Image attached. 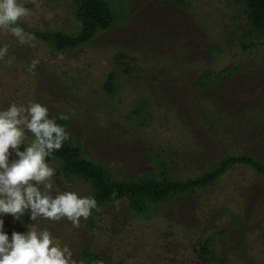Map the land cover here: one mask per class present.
Segmentation results:
<instances>
[{
  "label": "rangeland",
  "instance_id": "obj_1",
  "mask_svg": "<svg viewBox=\"0 0 264 264\" xmlns=\"http://www.w3.org/2000/svg\"><path fill=\"white\" fill-rule=\"evenodd\" d=\"M140 1L142 15L133 9L126 26L76 50L59 51L54 42L35 36H25L21 44L0 30V49L7 47L0 57V110L36 101L49 108L51 118L67 115L69 140L115 180L155 172L157 159L167 163L173 179L187 181L227 156L264 158V46L253 36L256 45L244 48L252 39L239 32L247 25L242 5L189 0L187 11L168 0ZM19 2L32 13L19 22L27 33L80 32L76 0ZM124 3L113 6L116 17L131 8ZM211 45L222 49L219 58H212ZM122 52L128 57L120 59ZM33 60L38 63L30 72ZM230 66L239 67L233 77L204 88L196 84L199 72L210 70L214 81ZM112 73L119 88L113 97L103 89ZM32 139L27 133L26 144ZM11 159H17L14 153ZM49 164L56 169L52 195L90 196L85 182H71ZM90 216L92 221L81 218L79 227L39 217L30 227L47 229L67 244L75 264H85L81 254L87 248L109 264H264V175L246 164L232 165L207 188L154 206L149 216L132 211L128 201ZM3 219L7 234L20 221L11 214ZM218 231H226L216 237L219 258L206 261L196 244Z\"/></svg>",
  "mask_w": 264,
  "mask_h": 264
},
{
  "label": "clouds",
  "instance_id": "obj_2",
  "mask_svg": "<svg viewBox=\"0 0 264 264\" xmlns=\"http://www.w3.org/2000/svg\"><path fill=\"white\" fill-rule=\"evenodd\" d=\"M31 14L19 0H0V30L11 32L21 44L25 36L33 40V35L19 24ZM6 51V46L0 49V57ZM37 63L32 61L30 72ZM59 119L69 117L62 114ZM27 133L33 137L28 144ZM68 139L65 127L49 116L45 104L11 103L7 109L0 110V264H75L71 248L62 245L49 230L29 227L23 233L12 231L10 238L4 231L3 219L5 214H11L16 221L26 215L31 221L38 217L53 222L67 219L79 227L81 218L87 220L92 210L98 208L92 196H81L74 191L52 195L56 169L47 161ZM13 153L17 159H11ZM115 202L119 205V201Z\"/></svg>",
  "mask_w": 264,
  "mask_h": 264
},
{
  "label": "trees",
  "instance_id": "obj_3",
  "mask_svg": "<svg viewBox=\"0 0 264 264\" xmlns=\"http://www.w3.org/2000/svg\"><path fill=\"white\" fill-rule=\"evenodd\" d=\"M127 1L131 5V8L126 10V16L123 18L116 17L113 11V6L118 2ZM155 2L159 5L162 0H148ZM174 7L187 10L190 8L189 0H168ZM237 5H242L247 15L246 27L241 26L239 32L245 36V39H252L250 45L244 44V48L249 50L256 42V36L258 40L261 39L262 46H264V0H235ZM75 16L81 23L80 32L76 35H66L62 32L56 33H39L33 31L30 33L38 38H43L54 42L56 48L59 51L63 50H76L80 47L91 43L101 33L110 31L118 27V25H125L128 19L132 15L133 9H136L135 14L142 15L144 6L140 0L134 1V6L131 0H76ZM123 7V5H122ZM134 7V8H133ZM124 10V9H123ZM142 10V11H141ZM137 15V16H138ZM120 20H123L120 22ZM130 21V20H129ZM129 23V22H128ZM20 24V23H19ZM21 25V24H20ZM124 30H128L124 29ZM28 31V30H27ZM238 32V33H239ZM209 51L213 59H217L223 53L222 49L218 46H209ZM154 55V54H152ZM145 56L149 57L145 51ZM118 57L126 58L128 55L125 52L118 54ZM152 58V57H151ZM137 61V58H131ZM238 66H230L224 70L225 75H216L217 78L212 79L213 73L210 70L199 72L197 78L198 87H207L210 84L216 85L218 82L229 76L233 77V73L238 71ZM136 69L131 72L136 75ZM241 72V71H240ZM129 73V72H128ZM138 76V75H137ZM155 76V80L158 81V76ZM157 76V77H156ZM153 79V78H152ZM116 75L114 73L108 78L103 86V89L112 97L119 93V88L116 84ZM262 106V105H261ZM260 106V107H261ZM264 109V104H263ZM141 109L137 111L140 113ZM60 116L55 117L57 123L61 126L67 127L69 120H61ZM67 131V130H66ZM64 142V145L59 151L53 153V156L48 158V163L54 162L57 167H60L58 174H65L71 182L83 181L89 186L90 196L97 200L98 208L93 209L92 213L97 212L100 208H104L109 204L116 203L115 201H128L129 207L135 213L140 215L149 216L154 206H160L164 203L175 199L180 194L196 193L198 189H204L213 185L220 177L230 168L236 164H246L255 170L259 175H264V158L257 159L250 155L242 156H227L220 162L214 164L212 168L206 170L202 176L196 179H189L187 181H179L172 178L171 169L164 160L157 159V170L155 172H148L140 178H129L124 180H115L109 170L102 164L95 160L88 159L82 146L74 144L72 138ZM113 192L116 193L113 196ZM92 221L91 216L89 217ZM31 220L22 217L18 224L13 228V231H19L21 233L26 232L30 227ZM92 223V222H91ZM226 231H218L217 233L210 235L203 241H199L196 244V250L202 258L206 261L218 260L217 253L215 252V244L217 242V236H223ZM11 238V234H9ZM90 248L85 249L81 254L85 260V264H109L106 260L99 255H95ZM224 261V260H222Z\"/></svg>",
  "mask_w": 264,
  "mask_h": 264
}]
</instances>
